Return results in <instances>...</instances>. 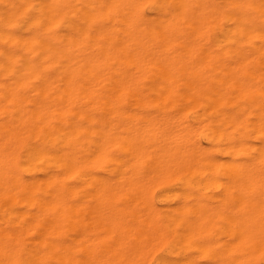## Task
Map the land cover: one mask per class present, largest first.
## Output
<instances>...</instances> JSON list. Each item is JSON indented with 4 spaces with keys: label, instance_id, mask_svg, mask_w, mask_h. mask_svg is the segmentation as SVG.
Returning <instances> with one entry per match:
<instances>
[{
    "label": "bare ground",
    "instance_id": "1",
    "mask_svg": "<svg viewBox=\"0 0 264 264\" xmlns=\"http://www.w3.org/2000/svg\"><path fill=\"white\" fill-rule=\"evenodd\" d=\"M0 264H264V0H0Z\"/></svg>",
    "mask_w": 264,
    "mask_h": 264
}]
</instances>
